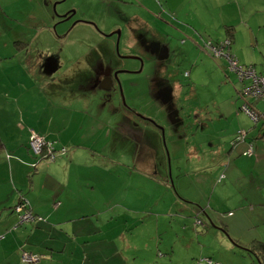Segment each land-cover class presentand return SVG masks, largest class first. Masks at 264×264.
I'll use <instances>...</instances> for the list:
<instances>
[{
  "label": "rangeland",
  "instance_id": "rangeland-1",
  "mask_svg": "<svg viewBox=\"0 0 264 264\" xmlns=\"http://www.w3.org/2000/svg\"><path fill=\"white\" fill-rule=\"evenodd\" d=\"M8 1L13 9L29 8L30 18L23 21L30 19L31 60L40 56L42 67L50 64L43 74L51 79L52 68L60 65L65 71L60 77L65 97L50 110L63 114L58 128L75 133L70 142L75 158L90 166L75 189L106 213L88 239L65 240L62 257L70 255L76 264L77 253L99 254L103 257L97 264H105L110 246L119 254L123 239H136L145 256L147 243L162 242L155 246V264H207L204 257L212 264H260L253 253L226 257L225 232L215 229L209 216L233 210L239 192L250 191L254 183L249 164L229 158L231 146L222 141L229 126L221 112H232L235 122L237 111L243 112L256 123L242 104L258 99L259 108L251 103L264 110L263 97L241 90L236 71L249 64L260 69L264 63V0ZM70 10L72 15L61 19ZM113 30L119 34H108ZM211 40L222 43L217 53L207 48ZM94 49L99 62L120 69L108 86L90 82L84 87L75 78L74 64L79 61L88 71L83 56ZM34 72L42 76L38 68ZM258 121L264 123V118ZM240 130L246 128H238L234 137ZM36 134L30 128L29 149ZM59 144H53L55 157L45 160L66 152L67 146ZM92 170L98 178L90 181ZM205 208L225 212L208 215ZM42 217L30 208L28 219L45 221ZM198 245L209 252L198 250L194 256ZM168 253L175 258L163 256Z\"/></svg>",
  "mask_w": 264,
  "mask_h": 264
},
{
  "label": "crops",
  "instance_id": "crops-1",
  "mask_svg": "<svg viewBox=\"0 0 264 264\" xmlns=\"http://www.w3.org/2000/svg\"><path fill=\"white\" fill-rule=\"evenodd\" d=\"M6 1L8 5L0 0V264H73L72 256L68 255L66 259L62 257L60 245L65 244V240L70 237L79 235L88 239L90 232L96 233V224L106 213L90 201L89 196L84 198L75 189L77 181L88 175L90 166L75 158L74 146L70 144L75 133H67L65 127L63 134V128H58L63 114H54L50 110L52 106L59 107L58 104L62 103L60 99L65 97V88L60 84V77L65 71L58 65L52 68V79L45 77L43 71L50 69V64L46 63L42 67V57L31 60L30 56V19L23 21L25 17L30 18L29 8L13 9ZM19 12L21 15H18ZM37 68L42 76L34 72ZM46 91L52 97L45 96ZM250 102L259 108L258 99ZM237 113L239 115L235 122L232 112H221L229 126L222 141L231 146L229 158L233 156L232 160H243L249 164L254 183L250 191L239 192L233 210L223 213L225 210L207 211L208 208H205L204 212L208 215L223 213L219 217L209 216V220L216 224H212L215 229L225 232L221 239L228 246L226 257L233 253L242 256H251L253 253L260 262L259 255L252 252L250 247L256 241L264 243V123H250L246 114ZM62 119L67 121V115ZM240 127L246 128L245 139L230 143ZM30 128L43 134L56 147L60 146L59 142H63L67 146L66 152L59 154L53 161L38 159L40 157L27 146ZM249 145L252 147L251 154L244 152ZM68 152L69 157H65ZM252 168H258L260 172L254 174ZM97 178V171L92 170L88 180ZM37 189L40 190L39 195ZM20 196L27 201L29 209L43 215L45 221L20 220L14 208ZM75 229H78V233H75ZM63 231L69 232V236L66 237ZM123 241L122 253H116L114 246L107 249L105 264L157 263L158 257L154 250L162 242L155 240L153 245L143 244L149 253L145 256L141 255L140 246H136L139 240ZM202 246L195 247L197 251L193 252L194 256L198 250L199 254L209 252ZM23 252L40 253V258L36 262L25 261L22 259ZM77 254L79 258L75 259L76 264H97L103 257L99 254H88V257L84 253ZM163 256L170 261L175 258L173 253Z\"/></svg>",
  "mask_w": 264,
  "mask_h": 264
},
{
  "label": "built area",
  "instance_id": "built-area-1",
  "mask_svg": "<svg viewBox=\"0 0 264 264\" xmlns=\"http://www.w3.org/2000/svg\"><path fill=\"white\" fill-rule=\"evenodd\" d=\"M221 44H222L221 41H218L217 43H212L209 41L207 48H211L212 52L217 53L219 51L218 47H220ZM236 71L238 77L240 78V81L242 82V87H241L242 91H245L247 94H251L255 97L260 96L264 98V63L262 64L260 69L256 68L253 64H249L246 66L236 67ZM242 107L246 109L249 116L253 119L254 122H257L259 118H264V110L257 109L251 102L245 101V103L242 104ZM245 134H246L245 130L238 131L234 137V140H241V138H243ZM45 145L47 146V150L43 148ZM30 149L31 151H33V154L40 157L38 159L41 158L52 159L55 157L56 154V151L53 150V144L51 140H48L47 138H45V136H43L39 132H37V134L35 135V138L32 142ZM251 149L252 147L251 145H249L244 152L250 153ZM14 208L18 211L20 220L23 221L30 217V209L27 205V201L19 200L14 205ZM37 257L38 256L36 253H30V252L22 253V259L28 262L36 260ZM201 259L205 260L209 264L213 263L209 257H204Z\"/></svg>",
  "mask_w": 264,
  "mask_h": 264
},
{
  "label": "flooded vegetation",
  "instance_id": "flooded-vegetation-1",
  "mask_svg": "<svg viewBox=\"0 0 264 264\" xmlns=\"http://www.w3.org/2000/svg\"><path fill=\"white\" fill-rule=\"evenodd\" d=\"M61 19L63 18L61 17ZM136 43L138 46L142 47V48H139L142 52L146 53L148 51L147 48H144L143 43L140 40H137ZM136 56H138L136 58L141 59L140 55H136ZM83 57L88 59V71H87V66H86V69L84 70H83V66L80 68V64L78 66L77 65L75 66V70L78 69L76 71L77 73L76 80H79V82L82 80L81 81L82 86L86 85L85 87H87L90 85V82L93 85L95 84V85H100V86H105V85L108 86L112 84V76L117 78V76H115L113 73L114 70H112L111 67L108 68V66L99 62L98 60L99 52L96 49H94V52L92 50V52L86 53ZM78 77L80 78L77 79Z\"/></svg>",
  "mask_w": 264,
  "mask_h": 264
},
{
  "label": "trees",
  "instance_id": "trees-1",
  "mask_svg": "<svg viewBox=\"0 0 264 264\" xmlns=\"http://www.w3.org/2000/svg\"><path fill=\"white\" fill-rule=\"evenodd\" d=\"M219 40H217V41H210V42H212V43H217ZM21 43V42H20ZM79 62V61H78ZM78 62H76L75 63V66L77 65H79L80 63H78ZM84 69H86V67L84 68L83 67V70ZM78 70V69H77ZM77 70H75V71H77ZM75 78H76V74H75ZM80 77H78L77 79H79ZM68 79H72L71 78V76L68 78ZM22 196H20V198H19V200L21 201V200H23V198H21ZM18 200V201H19ZM43 218V217H42ZM41 218V219H42ZM250 249H251V251L252 252H254L255 254H258L259 256V258H260V264H264L263 262H264V243L263 242H261V241H256L254 244H252L251 245V247H250ZM37 254V259L36 260H34V261H30V262H36V261H38V259L40 258V253H36ZM209 264V263H208Z\"/></svg>",
  "mask_w": 264,
  "mask_h": 264
},
{
  "label": "water",
  "instance_id": "water-1",
  "mask_svg": "<svg viewBox=\"0 0 264 264\" xmlns=\"http://www.w3.org/2000/svg\"><path fill=\"white\" fill-rule=\"evenodd\" d=\"M53 6H54V4H53ZM72 13H73L72 10H70V12L66 11V12L62 13L61 16L63 17V19H67L72 15ZM114 32H117L119 34V30H113V31L109 32L108 34H112ZM116 48H118V43L116 44ZM122 56H128V57H133V58L138 57V56L133 55V54H124ZM118 71H120V69L114 70L113 73L115 76H117Z\"/></svg>",
  "mask_w": 264,
  "mask_h": 264
}]
</instances>
